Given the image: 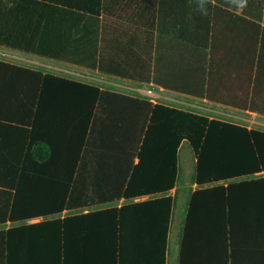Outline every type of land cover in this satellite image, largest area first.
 Returning <instances> with one entry per match:
<instances>
[{
	"label": "crops",
	"instance_id": "1",
	"mask_svg": "<svg viewBox=\"0 0 264 264\" xmlns=\"http://www.w3.org/2000/svg\"><path fill=\"white\" fill-rule=\"evenodd\" d=\"M32 1L38 3L21 1L23 15L40 21L39 30L46 33L44 41L66 60H49L0 47V159L24 158L26 149L31 152L33 142L64 146L67 142L61 139L77 133L75 127L79 126L74 123L87 120L91 109L93 121L97 119L103 126L110 121L125 123L131 116L137 119L136 108L142 102L264 132V0ZM19 6L16 3L15 7ZM10 55L20 61L5 58ZM30 63H43L45 68ZM45 76L96 87L111 95L93 105L87 89L67 87ZM91 80L150 87L154 98L149 101ZM101 144L95 138L89 143L86 165L80 169L87 180L83 190H110L111 184L103 179L121 174L125 157L120 155V165L116 166L113 156L101 152ZM180 150L178 182L165 194L175 198L167 264L176 217L178 222L185 221L189 198L195 191L264 179L263 171L198 185L191 147L183 159ZM99 157L103 163H93ZM92 177L101 179L90 183ZM178 192L187 193L184 212L180 213L176 208ZM148 199L151 197L65 210L50 217L35 216L22 223L7 222L0 224V231ZM34 205L32 201L22 203L26 207ZM233 206L234 264H264V193L247 197L237 191ZM179 255L180 249L171 264H179Z\"/></svg>",
	"mask_w": 264,
	"mask_h": 264
},
{
	"label": "trees",
	"instance_id": "2",
	"mask_svg": "<svg viewBox=\"0 0 264 264\" xmlns=\"http://www.w3.org/2000/svg\"><path fill=\"white\" fill-rule=\"evenodd\" d=\"M21 1L38 3L0 0V47L66 60L44 41L46 33L39 30L40 21L23 15ZM45 78L87 89L93 105L111 95L74 81ZM137 107V119L131 116L125 123L110 121L105 126L93 121L91 109L87 120L74 123L78 132L61 139L67 142L64 146L33 142L24 158H1L0 224L121 200L151 199L1 230L0 264H167L175 198L165 194L178 182L183 142L194 153L198 185L264 171V132L150 102ZM93 138L101 141V152L113 156L116 166L120 165L118 157H125L121 174L103 179L111 184L110 190H83L87 180L80 169L86 165ZM103 161L99 157L93 163L101 165ZM28 169L38 172L30 174ZM100 179L92 177L89 182ZM263 187L264 179H260L195 191L188 202L179 264H234V195L237 191L247 197L263 194ZM24 201L36 205L22 206ZM259 208L261 211L262 205Z\"/></svg>",
	"mask_w": 264,
	"mask_h": 264
},
{
	"label": "rangeland",
	"instance_id": "3",
	"mask_svg": "<svg viewBox=\"0 0 264 264\" xmlns=\"http://www.w3.org/2000/svg\"><path fill=\"white\" fill-rule=\"evenodd\" d=\"M16 56H5L6 59H11V60H14V61H20L19 59L15 58ZM18 57V56H17ZM32 66H35V67H39V68H45L42 64L43 63H30ZM84 81H86L84 78H83ZM91 82L93 83H97L103 87H112V88H116V89H122V90H125L127 92H129L130 94L134 95V96H137L139 98H144V99H147L149 101L153 100L154 98V95H153V92H152V89L150 87H147V88H138V87H131V86H123L121 85L120 83H117V84H111L110 81H106V80H91ZM181 104H179L180 106ZM208 114H214V113H209L207 112ZM189 148V145L187 143L184 144L183 148L180 150L181 153V158L183 159L184 157V154L186 153V149ZM191 154V159L194 160V156L192 153ZM186 195L187 193H179L177 194V213H180V212H184V203H185V199H186ZM178 218L176 217V221L174 223V226H173V230H172V233H171V238H170V264L173 262V259L175 260V252L177 253L178 250L180 249V240H181V234H182V231H183V226H184V219H182L181 222H178L177 220Z\"/></svg>",
	"mask_w": 264,
	"mask_h": 264
}]
</instances>
